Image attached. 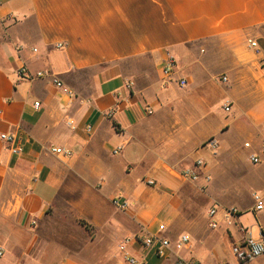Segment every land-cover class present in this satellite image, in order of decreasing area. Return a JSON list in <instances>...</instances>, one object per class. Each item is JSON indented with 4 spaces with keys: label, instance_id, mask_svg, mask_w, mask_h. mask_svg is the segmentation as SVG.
Listing matches in <instances>:
<instances>
[{
    "label": "crops",
    "instance_id": "1",
    "mask_svg": "<svg viewBox=\"0 0 264 264\" xmlns=\"http://www.w3.org/2000/svg\"><path fill=\"white\" fill-rule=\"evenodd\" d=\"M24 66L32 79L18 77ZM201 158V178H183ZM73 191L115 240L110 261L50 237V212ZM255 193L264 202V0H0V264H128L124 238L174 245L182 234L189 250L159 256L158 244L132 240L129 251L138 264H235L242 233L225 223L211 230L207 212L236 207L258 238ZM118 196L127 211L112 206Z\"/></svg>",
    "mask_w": 264,
    "mask_h": 264
},
{
    "label": "built area",
    "instance_id": "2",
    "mask_svg": "<svg viewBox=\"0 0 264 264\" xmlns=\"http://www.w3.org/2000/svg\"><path fill=\"white\" fill-rule=\"evenodd\" d=\"M249 46L251 48H257L258 44L257 42L253 40L248 41ZM58 47H62L59 45ZM176 62L173 57L168 56L164 67H163V74L166 77H170L174 68H175ZM18 77L20 79H32L33 76H31L28 72V69L24 66L20 68L17 72ZM44 75L43 72H39L36 74V78L42 77ZM223 82H227L226 77H222ZM55 85L60 88L63 93L72 96V92L66 88L62 82L59 80H55ZM181 86H185L186 82L184 80L180 81ZM36 107H39V103H35ZM226 111L230 110V106L225 107ZM149 114H152L153 111L151 109L148 110ZM111 115V113H110ZM90 130V129H89ZM1 139L7 143L12 144L14 141V138L12 136H9L7 134H2ZM206 146L210 149L212 154H216L217 150V143L214 140H210L207 142ZM246 147H249V144H245ZM122 150V147L117 148L114 150L113 154L116 155ZM13 154H19L21 152L20 147L16 146L11 149ZM51 152L56 155H62L64 157L71 156V152L68 150H64L59 147H54L51 149ZM251 162L253 164H259L260 159L258 156L253 155L251 157ZM207 166V162L205 159H198L196 160L195 164L192 168L185 169L181 176L189 181L196 182L198 181L201 176L203 175V169H205ZM204 178L209 181L211 177L208 174L204 175ZM154 180H148L147 185L148 186H155ZM253 200L255 202V209L257 211H261L264 208V202L260 195L253 194ZM112 204L114 207L119 209L120 211H127L129 208V203L123 198V196H118L113 198ZM240 210H238L236 207H230L225 208L223 210H220L217 207H211L208 209L207 212V223L208 227L211 230H218L222 227V224L225 223L230 226H236L238 227L239 231L242 233V240L238 243H233L231 246V252L235 259V264H259L258 261L262 258H264V235L260 234L258 238H254L249 231V229L244 228L241 223H239L240 218ZM166 228L164 225L159 226V231H164ZM137 241L144 249H151L155 247V245H159L157 249V254L161 256L165 250L170 249L172 246L176 250H189L192 247L191 240L188 235L182 234L177 242L173 245L170 240L164 239V238H158L154 235H149L144 238H124L118 248H119V254L121 255L122 259L127 262L128 264H138V261L131 255L129 251V247L131 245V242ZM4 249L0 247V258L4 256ZM180 264L184 263V260H180ZM189 264H199L198 262H189ZM221 264H231V263H221Z\"/></svg>",
    "mask_w": 264,
    "mask_h": 264
},
{
    "label": "rangeland",
    "instance_id": "3",
    "mask_svg": "<svg viewBox=\"0 0 264 264\" xmlns=\"http://www.w3.org/2000/svg\"><path fill=\"white\" fill-rule=\"evenodd\" d=\"M216 111L221 112V106L216 108ZM115 190L118 192L123 191L120 189ZM83 195L81 191H73L61 196L57 206L50 212L52 219L49 226H47V230L52 232L50 237L54 242H57V240L63 241L66 248L69 247L76 252H83L88 257L92 256V260L97 262L110 261L112 256V253H110L111 247L114 245L115 240L111 239L105 233V230L97 228L88 219L87 207L81 201ZM251 202L249 201V203ZM62 227L66 231L64 233L65 239L61 238L60 235L62 233L59 229Z\"/></svg>",
    "mask_w": 264,
    "mask_h": 264
}]
</instances>
